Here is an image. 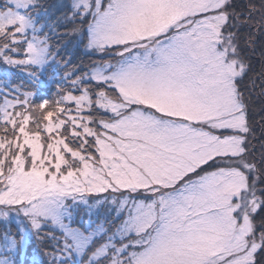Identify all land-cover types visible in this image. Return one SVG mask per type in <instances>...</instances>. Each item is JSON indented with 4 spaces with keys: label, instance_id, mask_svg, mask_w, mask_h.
<instances>
[{
    "label": "snow or ice",
    "instance_id": "6c2138e0",
    "mask_svg": "<svg viewBox=\"0 0 264 264\" xmlns=\"http://www.w3.org/2000/svg\"><path fill=\"white\" fill-rule=\"evenodd\" d=\"M0 264H264V0H0Z\"/></svg>",
    "mask_w": 264,
    "mask_h": 264
}]
</instances>
